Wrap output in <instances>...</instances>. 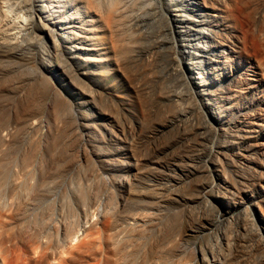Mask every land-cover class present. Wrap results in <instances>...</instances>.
I'll list each match as a JSON object with an SVG mask.
<instances>
[{
  "label": "rangeland",
  "instance_id": "374dc122",
  "mask_svg": "<svg viewBox=\"0 0 264 264\" xmlns=\"http://www.w3.org/2000/svg\"><path fill=\"white\" fill-rule=\"evenodd\" d=\"M164 1L151 0L127 22L134 34L139 25L148 35L140 41L155 49L162 44L155 31L176 30L169 65H180L179 73L161 54L152 58L157 68L143 55L119 65L102 17L84 0H52L63 23L60 36L68 37L59 41L73 48L67 53L47 32L26 26L21 42L2 45L8 39L2 32L16 24L0 14V199L45 190L35 210L39 222H7L0 231L18 246L22 230L30 237L49 221L70 223L83 234L104 201L121 214L120 224L104 214L98 224L124 243L117 264H258L264 254V0ZM10 10L20 8L11 1ZM179 15L192 21L189 37L180 34L187 28ZM19 21L30 22L25 13ZM236 36L241 41L234 49L229 40ZM39 37L49 50L32 59ZM152 79L162 84L158 95L147 88ZM165 84L183 98H163ZM184 111L193 116L189 124L168 125ZM203 120L210 127L198 140ZM189 133L193 141L180 142ZM191 145L203 151L196 165L189 161ZM174 147L180 157L172 163L166 152ZM216 214L230 221L220 234L209 226L197 232L203 215ZM104 254L102 247L89 263H103Z\"/></svg>",
  "mask_w": 264,
  "mask_h": 264
},
{
  "label": "bare ground",
  "instance_id": "6f19581e",
  "mask_svg": "<svg viewBox=\"0 0 264 264\" xmlns=\"http://www.w3.org/2000/svg\"><path fill=\"white\" fill-rule=\"evenodd\" d=\"M11 1H13V3L15 5H17V7H19L21 11L19 10V12H17V13H11V10H10ZM84 1L87 3L91 12L98 13L102 17V20L104 22L103 28L107 29L109 32V42L111 43L112 51L115 53V59L114 60L116 62H118L119 65H121L124 62L127 63V61H129V59H130V61L132 59L134 62H136L138 60V58L142 57V55H143V57H146L148 59V62L152 63V65L154 64L155 68H157V66H158L156 63L157 61L154 62L152 58H154L158 54H161V55H165L167 57L168 62H169L167 68L170 71H172V73H173V71H174V73L175 72L179 73V71H182L179 68L180 65L178 66L177 63L175 64V66L169 65L170 60L173 61L172 60L173 58L171 56L172 48H175V46H176L175 49H177L176 42L173 41L175 39L172 38L170 36V34L174 33V31H176V30H171L170 25H167L166 26L167 28H161V29L155 31V33H157L160 37L159 41H162L161 47L159 46L160 43H156L157 46L155 49L153 47L154 43L150 42V40H146L144 42L140 41V39H141L140 36L144 35L145 38L148 39V35L146 33H141L142 30H141L139 25L136 28V30L139 31V33L134 34L133 33V27L130 26V24L127 22V21L131 20V18L133 17V15L135 13H137V10H139V9L141 10V9L146 8L147 6H151V4H152L151 0H109V2L106 0H84ZM165 2H167V1L165 0L164 3ZM0 5L2 6V7H0V14H1V16H3L1 18L2 21L4 23H15L16 24V26H15L16 28H14V27L9 28L10 25H9V27L5 26V29L7 27L9 29L7 31L5 30L6 32L3 31L2 32L3 34H1V35L6 36L8 39L5 40V41H7V43L1 42L2 45L7 44L4 46H9L10 44L12 45L14 43L21 42L20 39L22 38L23 32L26 28V30H30L31 32H34V33L41 31L42 33L46 34V32H47L48 35L52 36V39H53L54 43L59 47L60 52L67 53L68 51H72L73 48L71 46L65 47L64 44H61V42H60V41H63L65 43V41L67 40L68 37H66V33H64L62 36H60L61 32H59V31H61L63 23L61 22L62 19H59V17H56L55 14L53 13V2H52V0H0ZM142 12H144V11H142ZM24 13H25V15H27L28 20H30V22L28 23L26 21V22H24V24L23 23L20 24L19 17H20V15H24ZM175 16H178V15H175ZM179 16L184 18V19L179 20V22L182 24H185L186 26H184V27L187 28L186 31H180V34H182L185 37L186 36L189 37L190 36L189 33L193 31V27H190V25H188V24H191L192 21H191L190 17L188 18L187 16H183V15H179ZM51 17H53V19H56L57 22H53V20H51ZM185 17H187V18H185ZM196 23H197V21H196ZM59 25L61 27H56ZM176 33H178V32H176ZM245 34H246V32H245ZM244 38H246V37H244ZM38 40H39L38 42L36 41L37 42L36 47L33 48L34 52L32 54L33 55L32 59L35 58L40 53V51H48L49 50L46 43L43 41V39L41 37H39ZM240 41L238 40V36H236V38L234 40H229V43H230V45H232V48L236 49V48H239ZM163 45H165V46L169 45L168 49L163 50L162 49ZM18 46H20V45H18ZM18 48L19 47H17V49ZM20 48H21V46H20ZM186 49H188V48H186ZM181 52L182 51H179V53H181ZM186 52H188V51H186ZM186 52L185 51L182 52V55L186 54ZM40 55H42V54H40ZM209 57H210V55H209ZM225 59H227L226 56H225ZM180 63H183V62H182V60L178 59V64H180ZM260 63H262V62H260ZM122 67H124V66H122ZM155 68L153 70H157ZM159 70L160 69H158V71H154V74L157 76L156 78H158V76H160V74L162 73L161 72L159 74V72L161 71V70L160 71ZM182 75L184 76V74H182ZM161 76L163 77V74H161ZM177 76L179 77V75H177ZM181 77L182 76H180V78ZM187 77H190V76H187ZM172 79H173V77H172ZM156 81L153 80V84L151 85V83H150V86L147 87L148 90L150 89L149 93L151 95H156V94L158 95L159 94V93H156L159 90V89L157 90V88L160 87L162 84L160 82L161 85L158 86V85H156ZM168 81H169V79H168ZM157 84H159V83H157ZM182 85H180V86H182ZM170 87H172V86H170ZM168 90H169V88H167L166 84L164 86H162V88H161V94H162L163 98L167 99L168 101L175 100L172 98L173 96H177L178 100H181V98H183V96H184V95H182L183 92H181L182 94L177 92V90H178L177 88H176V91H175V89H173L174 91H171L172 89L170 91H168ZM181 90H184V89L181 88ZM190 91H192V90H190ZM190 91H188V92H190ZM147 109H148V107H147ZM191 116L192 115H190V113L188 111V113L185 112V114H182L179 117L176 116L177 118L173 119L174 120L173 124H168V123L167 124L169 126L178 127V128L182 127L183 128L187 124H189L190 121H192L190 118ZM162 117H164V115ZM164 120H166V119H164ZM195 121H197V120H195ZM195 121H193V125L195 124L194 123ZM196 123L198 124V122H196ZM207 124H209L208 121L206 122L203 120L198 125H196V128L198 129V131L196 132V136H197L196 139H198V140L201 139L198 136L206 133L207 128L210 127ZM193 135H191V133H189L187 135H182L180 142H182L184 144L185 143L189 144L191 141H193L192 140ZM174 146H176V144H174ZM194 147L195 146L191 145L192 155L189 157V161L191 164L196 165L198 155L199 156H201L200 154L203 155V151L200 149L198 150ZM158 148H157V150H158ZM177 148H178V146H177ZM202 148H203V146H202ZM178 149H180V148H178ZM166 151H167V149L164 150V153ZM177 151L179 152V150H177ZM201 151H202V153H201ZM211 153H212V151H210L209 153L207 152V153H205V155L203 157H209L211 155ZM166 156L172 160L171 161L172 163L173 162L175 163L176 159H178L180 157V155L177 154L175 147L168 150L166 152ZM123 184H125V183L122 181V186H124ZM202 184H205V183L201 181L200 186ZM38 191L41 192L42 194H44V192H45V190H43V189H39ZM41 193H39L35 196H32V197L30 196V197L21 198L20 200H18L14 196L15 198L11 199L9 202H3V200L0 199V231L5 230L8 223H9V225L11 223H17V224L25 223L26 224L29 221H31L32 217L37 219L38 214L35 213V210L39 206L38 201L41 200V197H39ZM208 205L211 206V203H208ZM97 207L98 208H96V210H95L96 216H98L96 222L92 221L90 226L86 227L84 229L83 234H80L81 233L80 230L78 231L75 229H71L72 226L70 223L59 222L57 224V223H53V222L49 221L47 223V225L45 226L44 230L42 229L43 231L36 233V235L30 234V237H26L25 235L27 233L24 230H22V234L24 236H21L22 237L21 246H18L17 243L14 242L15 240H14V237L12 235L7 234L6 232H0V264H90L89 258L92 259V257H95L94 259H98V257H101L100 255L102 253V247H104L105 254L103 255L104 256L103 263L100 262L99 264H117L118 261H117L116 256H117V253H119V251L121 250V246L124 243L122 244L118 240L116 233L109 232L110 229L108 228V226H104V229L106 232L100 231L98 224L100 222L102 214H104L105 217L116 218L114 223L120 224L119 221L121 219L119 217H121V214L116 213L115 209L109 210L106 206V203H104V201H101L99 206H97ZM222 218L223 219H221V216H219L218 214H216L215 217L203 215L201 219L204 221V223L200 221L201 224L198 226L197 232L200 233V232H202L201 231L202 229H207V227L209 226L210 229L214 228L213 230L215 231L216 234H220L221 227L224 226L226 223L230 222V221L228 222V218H224V217H222ZM125 221H126V219H125ZM234 221L236 223H239L238 222L239 217L237 216L234 219ZM251 221H252V219H251ZM38 222H39V220H38ZM218 239H220L219 236L217 237V241H219ZM102 242H103V244H102ZM106 251H108L107 253L109 255L106 253ZM263 251H264V249H263ZM235 256H237V254ZM258 259H259V257H258ZM257 262H258V264H264V254L261 255L260 259L257 260Z\"/></svg>",
  "mask_w": 264,
  "mask_h": 264
}]
</instances>
